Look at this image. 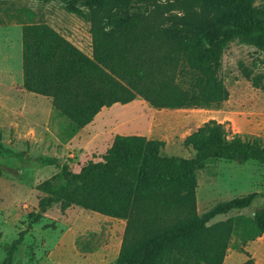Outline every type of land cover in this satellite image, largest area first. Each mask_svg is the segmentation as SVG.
Segmentation results:
<instances>
[{
  "label": "rangeland",
  "instance_id": "374dc122",
  "mask_svg": "<svg viewBox=\"0 0 264 264\" xmlns=\"http://www.w3.org/2000/svg\"><path fill=\"white\" fill-rule=\"evenodd\" d=\"M68 6L83 13L70 12ZM88 13L81 0H0V142L9 149L0 148V262L6 246L26 228L29 214L39 212V200L54 195L63 182L61 167L42 164L40 158L54 157L71 173L79 172L87 161L101 160L113 132L160 139L165 142L162 154L191 157L194 151L183 140L210 119L224 123L229 137H258L264 146V53L238 40L228 43L216 63L180 62L175 76L179 104L147 100L89 53L65 79L49 110L20 103L14 83L21 25L46 22L83 44L91 37ZM57 102L62 116L54 121ZM58 120L64 122V131ZM72 124L78 125V136L71 135ZM196 178L200 215L219 203L257 193L249 207L217 215L211 222L252 216L264 206L262 162L209 159L196 169ZM124 228L122 219L76 205L61 211L53 204L32 224L12 264H115ZM243 249L252 264H264V233L244 245L233 235L223 264L245 262L249 257Z\"/></svg>",
  "mask_w": 264,
  "mask_h": 264
},
{
  "label": "trees",
  "instance_id": "16d2710c",
  "mask_svg": "<svg viewBox=\"0 0 264 264\" xmlns=\"http://www.w3.org/2000/svg\"><path fill=\"white\" fill-rule=\"evenodd\" d=\"M88 9L92 56L147 100L179 104L175 81L181 61L216 63L233 40L264 53V3L256 0H81ZM163 2V3H162ZM82 14L79 7H67ZM22 85L50 96L82 59L83 52L47 23L21 26ZM77 132L73 125L71 135ZM183 143L191 157L162 154L163 140L139 134H115L101 160H89L79 172L54 157L42 164L62 169L55 194L38 202L0 264H12L25 235L53 204L72 205L125 221L115 264H223L233 235L242 245L264 233V206L252 216L217 215L249 207L251 192L217 204L200 215L196 209V169L209 159L264 163L258 137H229L224 123L210 119ZM0 148L9 150L0 142ZM248 259L241 264H252Z\"/></svg>",
  "mask_w": 264,
  "mask_h": 264
},
{
  "label": "crops",
  "instance_id": "0c3cea01",
  "mask_svg": "<svg viewBox=\"0 0 264 264\" xmlns=\"http://www.w3.org/2000/svg\"><path fill=\"white\" fill-rule=\"evenodd\" d=\"M32 22H28V23H24V24H30ZM35 23H41V22H35ZM46 23V22H44ZM48 24V23H47ZM23 25V24H22ZM21 25V26H22ZM50 25V24H49ZM51 26V25H50ZM53 27V26H52ZM54 28V27H53ZM55 29V28H54ZM56 31H58L61 35H63L65 38H67L69 41H71L75 46H77L82 52H83V55L84 53H89V54H92V46H91V37H88V40H86L83 44L82 43H77L75 41H73L70 37L66 36L65 34L61 33L60 30L58 29H55ZM83 58V57H82ZM94 58V57H93ZM95 59V58H94ZM96 60V59H95ZM81 61V60H80ZM79 61V62H80ZM97 61V60H96ZM78 62V63H79ZM77 63V64H78ZM77 64L74 66V68L77 66ZM105 66V65H104ZM106 67V66H105ZM73 68V69H74ZM72 69V70H73ZM71 70V71H72ZM110 70V69H109ZM71 71L67 74V76L62 80V82L58 85V87L56 88V90L50 95V96H43V95H40V94H36V93H33V92H29L27 90H25L23 88V85H22V79H23V75H22V48H21V45H20V68H19V72H18V75L16 77V82L14 83V88L15 89V94H16V97L18 98V100L21 102H26V104L28 106H30V108L34 109V110H37V111H42L44 112L45 109L49 110V107H50V104H51V99H57V96H59V90L61 89L65 79L69 76V74L71 73ZM111 71V70H110ZM113 73V72H112ZM122 80V79H121ZM132 88V87H131ZM59 102H57L55 104V108L53 109V114H52V120L55 121V119L57 120V117L60 118V116H62V114L59 112L58 108H59ZM3 119V112L0 111V120ZM61 120V119H60ZM58 120L56 123L59 127V129L61 131H64V128H65V125H64V122L63 121H60ZM73 125H76V124H72V127ZM77 126V132L72 135V136H78L80 134V132L78 131V125ZM72 130V129H71ZM115 134H139V133H121V132H113V133H110L108 134L107 136V143H106V146L107 148L110 146V144L112 143V140H113V137ZM139 135H143V134H139ZM145 136V135H144ZM6 147V146H5Z\"/></svg>",
  "mask_w": 264,
  "mask_h": 264
}]
</instances>
